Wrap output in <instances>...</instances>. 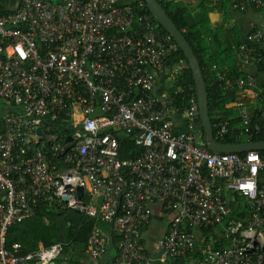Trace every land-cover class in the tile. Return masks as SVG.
<instances>
[{
    "label": "built area",
    "instance_id": "built-area-1",
    "mask_svg": "<svg viewBox=\"0 0 264 264\" xmlns=\"http://www.w3.org/2000/svg\"><path fill=\"white\" fill-rule=\"evenodd\" d=\"M251 8L264 9V0H232L233 11ZM146 12L141 0H16L12 7L0 0V101L8 105L0 110V264L61 257L62 243L29 253L7 247L10 228L32 218L41 202L97 221L85 251L92 260L117 238L113 264H151L142 235L158 208L169 217L157 242L161 264L194 254L202 264H264V155L207 148L196 94L189 89L178 105L185 91L167 92L181 64L161 92L168 58L179 49L169 35L159 38ZM263 48L264 28H256L234 54L264 65ZM228 72L216 79L239 97L226 105L239 120L236 130L247 140L264 135V86L254 75L229 80ZM211 128L216 138L230 133L219 115ZM121 136L142 154L120 160ZM233 203L244 214L228 220ZM218 227L228 243L221 249L213 247ZM199 231L208 232L207 244H198Z\"/></svg>",
    "mask_w": 264,
    "mask_h": 264
},
{
    "label": "trees",
    "instance_id": "trees-1",
    "mask_svg": "<svg viewBox=\"0 0 264 264\" xmlns=\"http://www.w3.org/2000/svg\"><path fill=\"white\" fill-rule=\"evenodd\" d=\"M158 3L177 29L183 34L199 62L208 95V113L211 123H214L215 117L218 115L221 116L222 119H227L229 121V135L224 138H216L215 133H213L216 142L221 145H237L264 141L263 134L252 140H247L245 136L240 135V131L236 130L239 125L236 113L232 111V108H226L227 104L239 99V97L234 93L227 94L223 92L221 84L216 79L217 72L229 70L227 75L229 80L245 78V75L239 73L235 67V59L233 58L236 56L229 48H227L226 51L230 52L226 53V51L223 50L222 54H218L215 47H209L211 42H207L206 39L208 35L212 34L209 29L208 18L211 9L206 8L205 3L202 2L199 11L193 14L190 13L186 5L177 0L158 1ZM254 10L263 11L264 9ZM234 11L239 12L238 10ZM146 13L150 16L151 21H153L155 33L158 34L159 38L168 36L167 32L151 13L148 10ZM215 34H217V32H215ZM178 64H181L183 67L182 72L177 76L176 83L171 88H168L167 92L173 95L177 88L184 90L185 93H180L177 95L178 97H176V102L180 105L181 98L185 97L189 89L192 93H195L191 72L180 50L168 58L166 75L161 79V92L166 90L165 80L172 75ZM256 69L257 80L260 85L264 86V65L259 63ZM250 112L252 115H256L253 109H250ZM61 124H64V127H66L65 125H67L68 122L63 123L61 119H58L56 125L59 126ZM199 126L202 131L200 122ZM180 131L181 128L175 130V134H178ZM64 132L68 134L71 131L57 129L58 134ZM258 153L264 155V151ZM141 154L142 150L138 149L130 138L124 136L119 137L120 160L135 159ZM54 163L57 164V168H60L61 162L58 159H55ZM84 202L86 203V200H84ZM231 209L232 213L228 220H237L244 214V209L239 203H233ZM96 224L97 221L94 218L86 216L83 212H76L66 208L59 209L56 203L41 202L37 205L35 215L32 218L22 221L10 228L6 237L7 247L13 244H19L23 249V253H29L38 249L47 248L54 243H62V255L55 263L82 264L79 256L85 253L89 234ZM216 229L219 230V228ZM198 233L200 234L198 244L203 243L202 238H204L203 244H207L209 241L208 232L199 231ZM114 241L117 243L118 239L116 238ZM227 244L228 243L224 239H221L220 242L214 244L213 247L221 249L227 246Z\"/></svg>",
    "mask_w": 264,
    "mask_h": 264
},
{
    "label": "crops",
    "instance_id": "crops-1",
    "mask_svg": "<svg viewBox=\"0 0 264 264\" xmlns=\"http://www.w3.org/2000/svg\"><path fill=\"white\" fill-rule=\"evenodd\" d=\"M187 6L190 13H197L201 7L202 2L205 7L211 9L209 12V29L212 34L207 36V42H211L209 47H215L218 54H222L223 50L227 48L234 52V47L242 44L247 39L248 34L256 28H264V10L257 11L248 9L246 12H235L231 9L232 0H177ZM5 5L9 6L10 0H4ZM217 32V34H215ZM210 40V41H208ZM264 50V48H263ZM226 51V53L230 52ZM234 54V53H233ZM234 57V56H233ZM235 59V67L238 72L247 76L254 75L256 77V64L246 65L238 58ZM244 97V96H243ZM6 108V107H5ZM3 108V109H5ZM1 110V109H0ZM33 144L35 139H31ZM169 217L158 208H154L152 221L146 228L142 235L143 247L152 258L151 264H161L158 261L159 249L157 246L158 239L165 234L168 226ZM104 230H108V226L100 224ZM219 228V227H218ZM222 229H215L213 232V239L216 244L222 239ZM196 233V232H195ZM197 236L200 234L197 232ZM116 238H113V243L109 247L105 256L99 260H92L86 253L79 256L82 264H113V259L116 254ZM214 245V244H213ZM164 264H202L200 258L194 254L185 256L176 260H170Z\"/></svg>",
    "mask_w": 264,
    "mask_h": 264
},
{
    "label": "water",
    "instance_id": "water-1",
    "mask_svg": "<svg viewBox=\"0 0 264 264\" xmlns=\"http://www.w3.org/2000/svg\"><path fill=\"white\" fill-rule=\"evenodd\" d=\"M147 10L151 13V15L156 19V21L164 28L167 34L173 39L174 43L177 45L178 49L184 55L188 68L192 75V80L195 88L196 99L198 102V110L200 121L202 125L203 135L205 142L207 143V148L214 153H222V154H245L248 152H260L264 151V141L255 142V143H244L237 145H221L216 142L213 131L211 128V121L208 113V95L205 88V83L202 75V71L199 65L197 58L195 57L193 50L188 44L187 40L183 36V34L177 29V27L173 24L170 18L167 16L161 5L157 0H143ZM51 134V131L47 132ZM37 135H41V131L39 129L36 130ZM32 141V140H31ZM67 143L71 141V138H67ZM33 143V142H32ZM70 145L66 144L63 147V150L60 154V157L64 156V154L70 149ZM76 198L80 200L83 195V189L77 188L76 190ZM69 197H62L63 203L69 202Z\"/></svg>",
    "mask_w": 264,
    "mask_h": 264
},
{
    "label": "rangeland",
    "instance_id": "rangeland-1",
    "mask_svg": "<svg viewBox=\"0 0 264 264\" xmlns=\"http://www.w3.org/2000/svg\"><path fill=\"white\" fill-rule=\"evenodd\" d=\"M15 1H16V0H10V3H9L10 7L14 6ZM5 107L8 108V105L5 104L4 102L0 101V109H3V108H5ZM196 233H197V232H196Z\"/></svg>",
    "mask_w": 264,
    "mask_h": 264
}]
</instances>
